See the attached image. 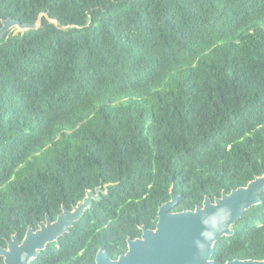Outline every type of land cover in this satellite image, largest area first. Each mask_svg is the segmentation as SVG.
I'll return each instance as SVG.
<instances>
[{
	"label": "trees",
	"instance_id": "obj_1",
	"mask_svg": "<svg viewBox=\"0 0 264 264\" xmlns=\"http://www.w3.org/2000/svg\"><path fill=\"white\" fill-rule=\"evenodd\" d=\"M40 13L0 39V247L107 183L30 263L94 264L104 233L116 257L134 219L155 227L171 186L181 211L264 174V0H0V27ZM260 197L215 264L264 259Z\"/></svg>",
	"mask_w": 264,
	"mask_h": 264
},
{
	"label": "water",
	"instance_id": "obj_2",
	"mask_svg": "<svg viewBox=\"0 0 264 264\" xmlns=\"http://www.w3.org/2000/svg\"><path fill=\"white\" fill-rule=\"evenodd\" d=\"M43 15L46 13H40L35 23H23L11 17L2 19L0 39L12 29L18 33L40 27ZM50 21L55 22V19ZM100 190L101 186L87 190L84 198L71 210L64 205L55 221L47 214L46 221L40 222L36 230L29 228L21 242L18 234H13L7 246L0 247V259L3 258L4 264H30L37 258L39 250L57 241L94 200L100 199ZM263 192L264 174L230 192L222 191L214 199L205 196L203 203L194 209L170 211L180 198L171 186V198L159 206L155 228L142 225V236L129 238L127 251L117 259L109 258L106 251L99 249L96 264H215L211 257L216 241L225 235H233L232 226L246 210L261 202ZM223 264H264V259L235 258Z\"/></svg>",
	"mask_w": 264,
	"mask_h": 264
},
{
	"label": "flooded vegetation",
	"instance_id": "obj_3",
	"mask_svg": "<svg viewBox=\"0 0 264 264\" xmlns=\"http://www.w3.org/2000/svg\"><path fill=\"white\" fill-rule=\"evenodd\" d=\"M99 186L102 187V190H100L101 197H100V199H99V200H101V198H102V194H105V193L108 192V188H107L108 184H107V183H105V184H99V185L96 186L94 189H88V188H87V189H86V192H87V190H95V189H96L97 187H99ZM86 192H85V195H86ZM85 195H84V196H85ZM83 198H84V197H83ZM83 198H82V199H83ZM82 199H80V200H82ZM80 200H79V201H80ZM99 200H94V202H95V201H99ZM94 202H93V204H94ZM77 203H78V201H77L76 203L72 204L71 208H69V207H67V208H68L69 210H71V209H73L74 205H76ZM93 204H92V205H93ZM92 205H91V207H92ZM63 206H64V205L61 206V211H59V213L56 215V217H54V219H53V217H52L51 215H49V214L47 213V214L49 215L51 221H55V220L57 219L58 215H59V214L62 212V210H63V209H62ZM65 206H67V205H65ZM91 207H90V208H91ZM90 208H89V209H90ZM89 209H88V210H89ZM158 209H159V208H158ZM88 210H87V211H88ZM87 211H85V212H87ZM170 211H172V210L170 209ZM85 212H84V214L82 215V217H81L79 220L75 221L74 224H73L72 226L69 227V230H68L67 232H65V234H63L62 236H66L67 234L73 233V232L75 231V229H76V227H75L76 223H77L78 221H80V220L84 217ZM47 214H46V215H47ZM46 215H45V220H40V221L38 222V227L28 226L27 229H26V231L24 232V234H23L22 236H20L19 232H15V233L18 234V238H19L20 242L24 239V237H25V235H26V233H27V231H28L29 228H33L34 230H36V229L39 228V223H40V222L46 221V217H47ZM157 220H158V212H157ZM156 223H157V221H156ZM133 224H134V225H137V228H136V229L138 230V234H136V236H134V237H131L130 235L127 236V238H126V245H127V248H128V239H129V238L135 239V238H137V237H141V236H142V232H143L142 225H145V224H142V223H137V222H136V219H134ZM126 226L129 227V225H126ZM145 226H146V225H145ZM155 226H156V224H155ZM104 227H106V225H104ZM146 227H147V226H146ZM147 228H150V229H151L152 227H147ZM154 228H155V227H154ZM134 232L136 233V231H134ZM15 233H13V234H15ZM109 233H110V232H109ZM13 234H12V236H13ZM103 235H104V237H105V243H104L103 245H100V246L97 248V250L95 251V254H94V264H96V256H97V253H98L99 249H101V248H102L104 251H106V252L108 253L109 258H111V259H117V258L119 257V255L125 253V252H122V253H119L116 257H111V255H110V251H109V247L113 245L112 242H114V237H112L111 234H108V235L106 236V233H104ZM12 236H11V238H12ZM62 236H60V237H62ZM60 237H59V238H60ZM11 238L7 239V242H8V240H10ZM59 238H58V240H59ZM58 240H57V241H54V242H58ZM7 242H6V246H7ZM54 242H51V243H54ZM48 245H50V243L47 244V246H48ZM47 246H46V248H47ZM46 248L43 249V250H39V253H38L37 258L39 257L40 260H44V257H40V254L42 253V251H45ZM126 251H127V250H126ZM40 252H41V253H40ZM83 252H84V249L82 248L81 250H79L78 253H79L80 255H82ZM74 257H75V256H74ZM37 258H35V259H37ZM67 258H68L67 261L59 260V261H56V262L54 261V262H55V264H74V263H73V259H74V258H73V256H72V254L69 255ZM1 259H3V258H1ZM32 261H33V260H32ZM3 262H4V260H3ZM30 263H31V262H30Z\"/></svg>",
	"mask_w": 264,
	"mask_h": 264
}]
</instances>
